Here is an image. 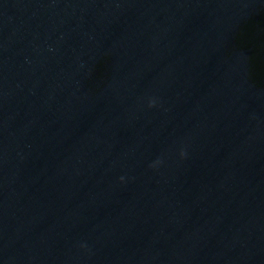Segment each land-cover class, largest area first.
<instances>
[{
	"label": "water",
	"instance_id": "95a60500",
	"mask_svg": "<svg viewBox=\"0 0 264 264\" xmlns=\"http://www.w3.org/2000/svg\"><path fill=\"white\" fill-rule=\"evenodd\" d=\"M0 264H264V0H0Z\"/></svg>",
	"mask_w": 264,
	"mask_h": 264
}]
</instances>
